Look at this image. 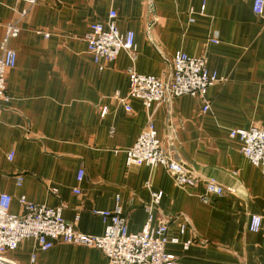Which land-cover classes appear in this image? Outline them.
Returning a JSON list of instances; mask_svg holds the SVG:
<instances>
[{
	"label": "crops",
	"instance_id": "1",
	"mask_svg": "<svg viewBox=\"0 0 264 264\" xmlns=\"http://www.w3.org/2000/svg\"><path fill=\"white\" fill-rule=\"evenodd\" d=\"M255 1L0 0V44L8 24L20 28L0 118V193L12 197L11 214L23 213L25 197L62 207L76 231L103 236L105 225L93 212L118 205L137 234L152 195L162 193L152 226L168 225V239L178 243L166 253L181 264H264V168L230 137L264 125V14L254 13ZM112 11L119 31L135 34L137 60L123 51L101 69L86 37ZM179 52L206 59L219 78L208 91L207 113L190 96L150 111L129 98L130 70L163 77ZM151 119L165 153L199 179L197 187L180 189L164 167L127 165V151ZM205 180L231 192L210 195ZM253 216L263 220L258 233L250 231ZM34 256L35 264L108 263L97 249L57 242L42 252L34 239L5 254L17 264H34Z\"/></svg>",
	"mask_w": 264,
	"mask_h": 264
},
{
	"label": "built area",
	"instance_id": "2",
	"mask_svg": "<svg viewBox=\"0 0 264 264\" xmlns=\"http://www.w3.org/2000/svg\"><path fill=\"white\" fill-rule=\"evenodd\" d=\"M32 2V1H30ZM256 15L264 14V0H256L253 7ZM205 7L202 8V12ZM25 14H23L24 16ZM117 13L112 11L105 24L91 27V33L86 37L88 53L93 62L104 69L107 64L114 62L121 52H127L132 61L137 60L135 34H122L117 25ZM20 34L18 23H10L5 28V35L0 44V118L2 102L9 100L8 76L17 66V53L11 47V42ZM129 98L140 100L147 111L153 106L168 104L172 100L190 96L204 102L203 112L210 110L207 94L209 89L219 82L216 74H210L207 61L204 58H192L184 53H176L169 61V71L163 77L138 74L134 69L129 72ZM123 102H126L124 100ZM127 110L131 111L127 106ZM107 110H103L102 116ZM232 139H239L242 144L241 152L255 167L264 168V125L253 126L249 130H236L230 133ZM127 165L164 167L174 180L177 187L183 190L198 186L199 179L171 155L165 153L161 140L151 119L138 138L135 145L127 151ZM13 154L9 155L12 161ZM85 172L81 170L78 181L82 182ZM22 177L18 178L21 185ZM207 193L224 196L231 190L225 189L215 180H205ZM53 192H56L53 190ZM80 194L79 191H75ZM163 198L162 193H154L147 209L149 214L145 228L137 234L129 232L128 220L122 209L117 205L114 211H94L101 217L105 225L103 236H90L76 231L74 226L63 218V208L52 209L44 205L29 202L25 197L20 198L23 209L21 215L10 212L12 197L0 193V264H17L5 257L7 252L16 251L25 240L34 239L39 250H51L57 242L64 244L93 248L100 250L107 258V264H181L179 260L166 253L170 241L167 237L168 225L160 224L153 227L154 210ZM207 202V200H204ZM263 220L253 216L250 231L258 233L262 229ZM184 230V227L183 229ZM190 243L186 244L188 248ZM36 263V257L32 258Z\"/></svg>",
	"mask_w": 264,
	"mask_h": 264
}]
</instances>
